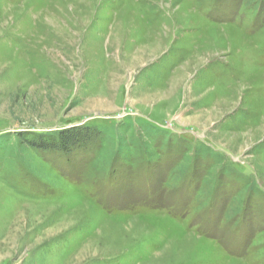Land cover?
<instances>
[{"label": "rangeland", "instance_id": "obj_1", "mask_svg": "<svg viewBox=\"0 0 264 264\" xmlns=\"http://www.w3.org/2000/svg\"><path fill=\"white\" fill-rule=\"evenodd\" d=\"M0 264H264V0H0Z\"/></svg>", "mask_w": 264, "mask_h": 264}, {"label": "trees", "instance_id": "obj_2", "mask_svg": "<svg viewBox=\"0 0 264 264\" xmlns=\"http://www.w3.org/2000/svg\"><path fill=\"white\" fill-rule=\"evenodd\" d=\"M107 130L108 128L100 126H74L60 130L58 133L50 136L43 133L35 136L34 139H27V141L28 145L36 150L53 151L70 155L74 151L85 149L98 139L99 148L103 149V142L108 136ZM21 137L25 138L23 135ZM21 141L24 142L23 139Z\"/></svg>", "mask_w": 264, "mask_h": 264}]
</instances>
